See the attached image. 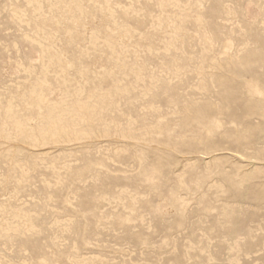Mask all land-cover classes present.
I'll return each instance as SVG.
<instances>
[{
	"label": "rangeland",
	"instance_id": "rangeland-1",
	"mask_svg": "<svg viewBox=\"0 0 264 264\" xmlns=\"http://www.w3.org/2000/svg\"><path fill=\"white\" fill-rule=\"evenodd\" d=\"M0 264H264V0H0Z\"/></svg>",
	"mask_w": 264,
	"mask_h": 264
}]
</instances>
